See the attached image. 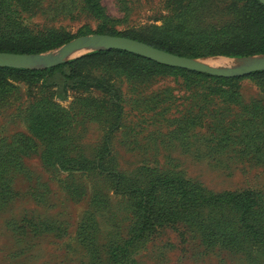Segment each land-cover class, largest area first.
I'll use <instances>...</instances> for the list:
<instances>
[{
    "label": "rangeland",
    "instance_id": "374dc122",
    "mask_svg": "<svg viewBox=\"0 0 264 264\" xmlns=\"http://www.w3.org/2000/svg\"><path fill=\"white\" fill-rule=\"evenodd\" d=\"M101 1L113 19L122 20L109 24L120 33L141 36L146 28L162 25L167 15L168 0ZM24 17L30 29L56 31L69 41L108 34L100 32L102 20L82 0H34ZM69 41L38 53L56 51ZM99 50L105 49L79 52L63 63ZM242 57L200 58H217L211 63L225 65L235 61L227 58ZM136 66L117 57L96 58L76 76H103L118 89L124 114L113 131L108 125L112 94L94 87L63 89L61 74L41 87L8 78L10 90L0 98V264H91L82 226L89 241L126 239L138 208L118 189L135 179L147 187L161 174L191 181L197 196L251 193L259 207L247 218L264 228V80L251 73L234 76L239 77L240 102L216 98L203 101L200 110V88ZM213 129L216 138L210 137ZM228 132L227 146H216L214 141ZM59 159L66 165L85 161L86 169L66 171ZM110 172L123 182L116 183ZM96 192L102 193V202L93 205ZM164 196L154 227L130 251L131 264H264V245H255L241 230L243 203L185 210L169 198L174 193Z\"/></svg>",
    "mask_w": 264,
    "mask_h": 264
},
{
    "label": "trees",
    "instance_id": "16d2710c",
    "mask_svg": "<svg viewBox=\"0 0 264 264\" xmlns=\"http://www.w3.org/2000/svg\"><path fill=\"white\" fill-rule=\"evenodd\" d=\"M33 2L34 0H0V52H44L71 39L62 37L56 31L30 29L24 14L31 9ZM82 3L94 17L102 20L100 32L141 40L179 55L200 58L209 55L239 57L264 54V4L259 0H168V6H165L167 15L163 16L162 25L146 28L147 32L142 33L141 36L110 29L111 22H119L121 19H113L101 0H82ZM103 57H117L133 62L144 71L165 73L183 78L187 88L201 89L198 102L200 110H203L201 106L203 101L210 102L216 98L225 104L240 102L239 77H220L161 64L120 49L94 51L61 65L40 70L0 67V98L5 99V95L10 90L11 84L7 81L8 78L29 81L41 87L39 86L41 82L43 85L56 74H61L65 79L63 89L94 87L112 94L114 107L110 113L108 125L110 131H113L120 126L124 114L123 98L117 93L118 89L113 87L103 76L92 80L76 77L85 63ZM137 66L136 69H138ZM250 76H257L264 80V70L255 71ZM59 111L61 112V110L57 112ZM193 119L200 122L201 115L195 114ZM251 130L254 132L258 129ZM215 131L216 129L212 130L210 137L217 136L214 135ZM231 134L230 132L222 134L221 140L214 141L215 145L226 147L225 140H228L227 137ZM106 144H109L108 139ZM107 145L104 146L103 155L107 152ZM59 160L63 164L60 166L66 171H72L79 167L86 169L85 161L80 163L81 165H66L68 163L62 159ZM110 174L116 183L123 182V177H120L118 173L110 172ZM130 184L126 189H118L120 193L137 203L138 220L129 237L122 241L102 244L96 240L89 241V231L85 230V226L81 228L82 231L84 230L82 232L83 239L88 247L91 264H131L130 251L134 243L148 235L154 227L156 206L159 204L158 201L164 199L166 192L174 193V197L169 198L179 208L185 210H196L206 205L243 203L239 217V224L243 228L241 230L247 232L255 245L260 247L264 245V228L260 227L255 220L249 221L247 218L259 207V201L251 193H201L197 196L194 183L183 179V177L169 174L158 175L147 187H144L136 179L132 180ZM101 202L102 193L96 192L92 204L98 205ZM89 212L90 210H87L86 214ZM92 214L94 215V212ZM226 241H231V238L228 237Z\"/></svg>",
    "mask_w": 264,
    "mask_h": 264
},
{
    "label": "water",
    "instance_id": "95a60500",
    "mask_svg": "<svg viewBox=\"0 0 264 264\" xmlns=\"http://www.w3.org/2000/svg\"><path fill=\"white\" fill-rule=\"evenodd\" d=\"M264 4V0H259ZM95 49H120L129 51L161 64L199 71L210 75L234 77L264 70V54L250 55L234 59L231 64L218 65L207 62L206 58H193L157 48L144 41L134 38L110 35L92 34L75 38L48 53H18L0 52V67L14 68H49L67 61L79 51Z\"/></svg>",
    "mask_w": 264,
    "mask_h": 264
},
{
    "label": "bare ground",
    "instance_id": "6f19581e",
    "mask_svg": "<svg viewBox=\"0 0 264 264\" xmlns=\"http://www.w3.org/2000/svg\"><path fill=\"white\" fill-rule=\"evenodd\" d=\"M79 52H81V51H79ZM79 52H78V53H79ZM214 60L216 61V60H217V58H216V59H212V58H211V59H209V60H206V61H207V62H209V63H211V61H214Z\"/></svg>",
    "mask_w": 264,
    "mask_h": 264
}]
</instances>
